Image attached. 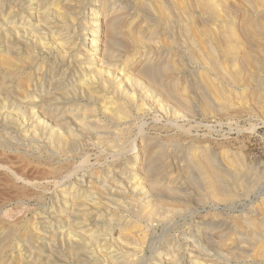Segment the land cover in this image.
<instances>
[{
  "label": "rangeland",
  "instance_id": "1",
  "mask_svg": "<svg viewBox=\"0 0 264 264\" xmlns=\"http://www.w3.org/2000/svg\"><path fill=\"white\" fill-rule=\"evenodd\" d=\"M29 1L23 0L21 4L23 8L21 10H19L20 7L18 6L12 9L20 13L18 18L0 24V54H3L4 48H6V41L9 40L13 43L14 49L19 53L22 52L21 54H24L28 48V51L31 50V46H33L38 59L44 60L45 58V60L54 61L57 59V53L60 48L54 44L57 36L55 34L56 29L54 25L50 24V27L48 26L50 28L48 33L50 35V32H52V34L51 36L48 33L46 35L45 31L41 28L43 23L38 24L36 18L37 8H31ZM41 1L42 3L46 2L44 5L50 2V0ZM220 1L222 2L218 3L219 0H212L210 2L215 7L217 16H220L219 19H216L215 15H212V17L204 12L203 4H201L200 0L83 1L84 5L82 3L81 8L76 10L78 15L77 21L72 23L73 25H70L69 35L71 39L67 45L70 46L71 50L65 53L68 59L66 58L65 66L64 64L59 65V72L67 70L69 66L68 62L71 60V62L75 63H73L74 69L71 68L72 70L68 69L65 71L67 79H72V72H76L79 69L80 71L78 70L77 73L80 72L79 74L82 73L87 77L89 76L88 78H92L95 83L93 84L94 87H99L103 93L101 96L106 98V104H109V106L111 102L115 105L121 104V108L129 113V117L126 118L127 120H123L124 122L121 121L120 124L112 123L108 118H105L101 101L91 102L81 92L74 91L73 85L65 87L64 90L68 92V98L76 102L77 109L74 107L68 111L67 107L61 111L58 110L57 113L53 112V114H49L54 124L51 122L40 123L41 119H39L38 115L40 109L35 106L41 104V96H33V98L36 97L34 100L31 98L23 100V96H20L19 100H21L18 104H10L6 110V114L11 115V118L13 117L12 113L17 115L22 112L27 115L26 117H22V119L18 118L19 121L17 122L18 126L21 124V129L19 130L21 133L27 131L28 135H30L31 131H33L32 126L39 125L41 132L38 134L41 137L40 139L45 143L49 134H61L63 132L67 136L61 127L55 126H57L56 123L70 118L75 130L74 134L79 138L74 137L75 135L70 137L72 141L75 138L76 140L74 139V141L78 144L76 145L75 142L74 147H76H73L75 151L68 153L69 155L65 156L67 159L56 157L51 160L49 151L45 150V152L47 151L45 153L44 149L40 148L39 144H36L32 138H29V141L24 140L23 133L18 135L15 133L17 146L22 148L10 149L6 144L0 145V164L10 168L18 176H24V178L31 182L30 185H27L30 187L28 188L24 185L25 182L23 180L17 182L13 177H10V184H5L9 182L7 179L8 175L0 172V236L4 237L10 228L12 230L16 228V233L18 232V237L16 236V238H19L20 234H22V229L31 224L40 236L36 240V246L40 247L46 254L48 253L47 250H49L48 244H50V240H48V237L50 234L52 232L61 233L64 231L65 225L57 221L54 223L50 214L52 208L64 206V202L62 201L63 194L72 190L75 193L76 186L82 185V182H86L85 184L87 185H93L96 183L95 181H98V178L103 180L104 175L108 178V176L110 177L108 172L114 169L117 173L111 176L119 185H123L127 189H134L138 183V191L142 195H146L150 193V190L151 192L154 190L152 188L154 185L151 186V182L149 183L150 176H148L149 171H147L152 165V168L159 170L160 174H162L156 177L159 182L157 184L158 188L161 187L159 190L165 193L161 197H171V194L168 193V195L165 190L170 187V189H173L176 186L178 189L180 188V197H183V200L184 197H187L188 203L186 201V206H183L185 204L181 205L182 203L177 200H173V202L169 200L170 204H168L162 200V202L154 200L156 197L153 193L147 194L148 200H152L147 205L151 208L154 206L153 209L158 211L160 215L152 221L137 217V219H142L141 222V220L138 221L136 218H133L138 221L140 228L143 230L140 229L141 233L143 232L141 235L143 242L140 243L141 240H136L137 245L136 241L132 242V240L130 242L127 240L123 241L122 239L116 240L115 237L118 234H114L115 237L113 236L110 239L112 244L111 249L109 248L110 251H106L107 248L103 247L104 242L95 246L93 245L95 248L91 244L87 245V247L89 246V255L92 256V259L98 261L99 264H108L111 263L107 260L110 255L114 257L118 256L121 252H125V254L127 252L126 255H129L128 257L132 259L130 261L132 264H171L170 262L174 261L176 256L179 257V255H183L185 258H195L196 255L190 254V252L194 251L192 249L194 245L192 246V244H195L194 241L198 242L209 237L207 239L212 244H220L222 245L221 248L225 246V251L220 249L217 252L218 250H215L214 247L206 248L205 255L210 253L209 258L211 259H204L207 260V263L204 261V264H264V222L261 220H264V55H262V53L264 54V38L260 37L258 39L257 36L254 38L251 36L254 35L252 30L255 32L259 30L251 28L252 22L250 23L251 20L253 22L255 20L262 21L261 19L264 18V0ZM16 3L17 0H10L9 6L6 5V12L8 13ZM139 7L142 8L140 9ZM225 8L228 9L226 10ZM232 8L236 11L232 10ZM250 8H253V10ZM40 9L44 13L41 7L38 8V10ZM31 10L33 11L31 12ZM136 10L140 11L143 16L144 13L148 14L149 21H145ZM186 12L187 14H185ZM159 20L171 23L170 25L174 26L177 34L181 35L182 38L176 41L173 35H163L160 31V26L156 22H159ZM108 23L115 24L120 29L115 28L114 32H112L110 28L112 24ZM92 24L98 25V28L91 29ZM31 25L39 28L42 38L48 44L45 48H41V46L39 48L36 47L39 42L31 35ZM225 26H228L230 29H226ZM221 27L227 31H236L234 32L235 35H241L240 38L236 35L232 40L234 51H228L226 47L224 49V46H228L229 44H226L227 41L221 42V40H218L220 39L219 32ZM6 30H11L10 34L3 35V31ZM110 31L112 32V39L115 40L111 50L109 49V43L106 42L109 37L111 39V36L108 35H111ZM91 32H93L92 35H90ZM208 32L209 34H207ZM245 34L250 37H246ZM92 42H96V45L92 46ZM105 47L107 48L105 49ZM103 54H105L104 57ZM81 64L82 66H80ZM21 68L23 72L21 74L23 75L27 71L31 72V65H23ZM145 69H153L155 71L156 74L154 73L152 80L151 78L147 79L148 77L141 73ZM101 77L108 84L105 88L101 85ZM196 82L197 84H195ZM154 86L155 88H153ZM3 98L5 96L0 95V99ZM1 103L4 102L0 101V105ZM73 119L77 121V124H75L76 122ZM83 131L87 133H83ZM108 137L109 140L107 139ZM175 142L178 144L176 143V145ZM196 153L198 154L194 157L193 155H196ZM187 154L190 155L188 156ZM208 157H211L216 166H218L217 168L221 170V176L225 178L222 177L225 187L228 186L226 187L228 191L231 194H235V196H230L232 199L220 197V194L217 193L219 191L212 188L210 181H208L209 178L206 177L204 170H202L203 168L197 165V161ZM63 161H65L64 163H68L69 166L66 167V170L63 169L62 174H52L49 172L53 168L59 167V164ZM188 162L191 163V166ZM193 164L195 167L192 166ZM185 176L192 178H189L191 179L190 183L184 179ZM145 179L148 180L146 181ZM123 180L125 181L124 183H122ZM244 186H246V189ZM22 187L24 188V192L20 191L23 190ZM26 187L28 189H25ZM215 190L218 195L215 193ZM28 191L31 195H27L30 193L26 194ZM13 194L16 195L14 196ZM38 195L42 196L39 197ZM77 195L79 194L77 193ZM16 196H22L23 198L17 199ZM144 197H140L141 200H144ZM67 204L70 205V200L67 201ZM160 204L165 205L161 206ZM144 207L146 205L141 208L144 210ZM159 207L160 210L158 209ZM141 208L140 210L142 211ZM177 208L180 209L176 210ZM198 217L206 219L213 217L212 219H217L218 224L211 226V228L200 227L196 223ZM235 222L242 223V228H245V231H247L235 234L232 229V223L234 224ZM73 223L77 224L81 222L74 221ZM199 229L205 232L206 236L204 238L198 234ZM248 230L251 231L248 232ZM208 233L209 236L207 235ZM143 234L147 238H143ZM0 239V242H2L0 244V257L5 256L6 263H14L18 255H23L27 261L31 262V251L25 248L23 241L17 242V244L15 242L14 246L10 245L11 249L10 243L6 242V239ZM172 241H175V243ZM59 244L56 250L58 253L57 258L63 259L64 257L60 256L62 254L60 252L62 242L60 241ZM130 244L132 245L130 246ZM173 244L176 247L179 245V248L177 249ZM16 245L19 246L16 247ZM123 245L127 248H124ZM228 245L229 249H231L230 251L228 250ZM175 248L178 251L180 250L181 254ZM5 252L8 254H5ZM99 254H103L104 256L100 257ZM175 264H180V262Z\"/></svg>",
  "mask_w": 264,
  "mask_h": 264
},
{
  "label": "bare ground",
  "instance_id": "2",
  "mask_svg": "<svg viewBox=\"0 0 264 264\" xmlns=\"http://www.w3.org/2000/svg\"><path fill=\"white\" fill-rule=\"evenodd\" d=\"M9 1L10 0H0V24L4 23V22H9L11 20H15L16 18L19 17L20 13H17L15 12L14 9L15 7H20L19 10H21L23 8V5L22 2L23 0H17V3L14 7H11V10H10L8 13L6 12L5 8H6V5L9 6ZM52 1V2H51ZM84 0H63V1H58V0H50L49 4H46L44 5L45 3H42L41 0H30L29 3H31V8H37V15H36V18H37V21H38V24L39 23H43V25L41 26L42 30L45 31L46 35L47 33L49 32L50 30V24H52V26L54 25V28L56 29L55 31V34L57 35L56 36V39L54 40V44L59 46V51L57 53V59L54 60V61H49L48 60H40L37 58V53L35 52V50L33 49V46H31V50L26 51L25 49V53L24 54H21L19 53L18 51H16L14 49V45L13 43H11V41L7 40L6 41V48H4V51H3V54L1 53L0 54V95H3L5 96V98L3 99H0L1 102H4V103H1L0 105V145H3V144H6L8 148L10 149H20L22 147H18L17 146V140L15 138V133L18 135V134H22L23 133V139L24 140H28L29 138L35 140L36 144L38 143L40 148L44 149V152L45 150L49 151L48 153L51 160L56 157H59V159H67V157L65 156H68L69 154L68 153H72V151H75L73 150L75 147V142L73 138V141L70 140L71 136L75 135L74 137H78L75 133V130L72 126V119L70 121V118L69 119H64L63 122L60 121V123H56L57 126L55 127H61L63 129V131L65 132V134L67 136H65L63 134V132L61 134H59L58 131L57 133L58 134H49V137L46 138V141L45 143L40 139V132L41 130L39 129V125L38 126H32L33 128V131H31V136L28 135L27 131L25 132H20L19 130L21 129L20 128V125L18 126V118L19 119H22V117H26L27 115L25 113H22L20 112V114H17V115H14V113H12L13 117L11 118V115H8L6 114V110L7 108H9V105L10 104H18L19 101V98L20 96H23V100H26V99H33L34 98L36 99V97L33 98V96H37V97H40L41 96V104L40 105H37L35 107H38L40 110L38 111V115H39V119H41V122L40 123H48V122H51L54 124V122H52L53 120L51 119V117L49 116V114H53V112L57 113L58 110H62V109H66L68 107V111H70V109L76 108V102L74 100H71L69 99V95H68V92L64 90V88L67 86H71L73 85L74 87V91L76 92H81L82 95L84 97H87L91 102L92 101H101V105L103 106V114L106 116L105 118L108 120H110L112 123H119L122 121L124 122L123 120H125L126 118L129 117V113L124 111L121 107V104H112V102L110 103L108 101V103H110V106L109 104H106L105 101H106V98H104V96H101L103 95V93L101 92V90L99 89V87H94L93 84H95L91 79H89L86 75L84 74H79L80 72L77 73V70L76 72H72V79H67V74L65 71H67L68 69H71L73 68V63L74 62H68L69 66H68V69L65 70L64 72L61 71L59 72V65L61 64H64L65 66V62L66 60L68 59L67 56L65 55L66 52H70V46L67 45L69 44V41L71 39L70 35H69V30H70V25L74 22L77 21V11L79 8H81L82 6V3H83ZM256 1V0H254ZM200 2H202L201 4H203V10L204 12H206L207 14H209L210 16L212 15H215L216 19H219V17L217 16L218 14H216V10H215V7L213 5L210 4V2H212V0H200ZM222 1L219 0L218 3H220ZM240 2V1H238ZM242 2V1H241ZM245 2V1H244ZM250 2V1H249ZM260 2V1H259ZM134 3V2H133ZM180 3V2H179ZM184 3V2H183ZM214 3V1H213ZM216 3V2H215ZM243 3V2H242ZM255 3V2H254ZM254 3H252L254 5ZM263 3V2H262ZM177 4V3H176ZM185 4V3H184ZM222 4V3H221ZM246 4H248V2H246ZM250 4V3H249ZM257 4V3H256ZM84 5V3H83ZM138 5V4H136ZM156 5V4H155ZM251 5V4H250ZM260 5V3H259ZM264 5V4H263ZM12 6V4H11ZM108 6V5H107ZM141 6V5H140ZM146 6V5H145ZM144 6V8H145ZM150 6V5H149ZM174 6V5H173ZM256 6V5H255ZM262 6V5H261ZM42 8V10H44V13L41 12V9L38 10V8ZM93 7V6H92ZM106 7V6H105ZM104 7V8H105ZM185 7V5H184ZM218 7V6H217ZM242 7H244V5H242ZM249 8V6H247ZM251 7V6H250ZM254 7V6H253ZM258 7V6H256ZM83 8V7H82ZM140 8V7H139ZM138 8V9H139ZM142 8V7H141ZM140 8V9H141ZM148 8V6H147ZM150 8V7H149ZM179 8V7H178ZM183 8V7H182ZM186 8V7H185ZM188 8V7H187ZM245 8V7H244ZM107 9V8H105ZM137 9V8H136ZM224 9V8H223ZM226 9V8H225ZM228 9V8H227ZM226 9V10H227ZM251 9V8H250ZM255 9V8H254ZM258 9V8H257ZM169 10V9H168ZM232 10H234L232 8ZM253 10V8L251 9ZM33 10H31L32 12ZM138 11V10H136ZM143 11V10H142ZM146 11V10H145ZM166 11V10H165ZM174 11V10H173ZM184 11V9H183ZM189 11V10H187ZM220 11V10H219ZM231 11V10H230ZM236 11V10H234ZM233 11V12H234ZM243 11V10H242ZM245 11V10H244ZM140 13V11H138ZM162 12V11H161ZM179 12V11H178ZM252 12V11H251ZM256 12V11H255ZM255 12H253V14H255ZM144 13V12H143ZM147 13V12H146ZM229 13V12H228ZM187 14V12L185 13ZM148 15V14H147ZM145 13H144V16L141 15L140 13V16L145 20V21H149L148 20V17ZM154 15V14H153ZM176 15V14H175ZM182 15V14H181ZM183 15H184V12H183ZM227 15V13H226ZM235 15V14H234ZM167 16V15H166ZM192 16V15H191ZM209 16V17H210ZM236 16V15H235ZM163 17V16H162ZM205 17V16H204ZM208 17V18H209ZM213 17V16H212ZM230 17V16H228ZM242 17V16H241ZM139 18V17H138ZM169 18V17H168ZM181 18V17H180ZM252 18V16H251ZM184 19V18H183ZM210 19V18H209ZM249 19V18H248ZM254 19V18H253ZM264 19V18H263ZM263 19H261L262 21H259V20H255L254 22L251 20L250 23L252 22V25H251V28H254L255 30H259L258 32H255L252 30V32H254V35H251L253 36V38L255 36H257V38L259 39L260 37L264 38V22H263ZM49 20V21H48ZM154 20V19H153ZM194 20V19H193ZM206 20V19H205ZM204 20V21H205ZM215 20V19H213ZM233 20V18H232ZM250 20V19H249ZM248 20V21H249ZM161 20H159L160 22ZM177 21V20H176ZM175 21V22H176ZM212 21V19H211ZM220 21V20H219ZM143 22V21H142ZM153 22V21H151ZM158 23V25L160 26V31L163 35H173L175 38H176V41L177 40H180L182 37L181 35L177 34V32L175 31V28L173 25H170L169 22H163L161 21L160 23L158 21H156ZM197 22V21H196ZM207 22V21H206ZM223 22H224V16H223ZM233 22V21H232ZM168 23V24H167ZM193 23V22H191ZM203 23V22H202ZM240 23V22H239ZM97 24V23H96ZM96 24H92V28L91 29H96L98 28V25L96 26ZM110 24V23H108ZM112 24V23H111ZM110 24V25H111ZM147 24V23H146ZM205 24V23H204ZM221 24V23H220ZM41 25V24H40ZM73 25V24H72ZM157 25V24H156ZM197 25V24H196ZM206 25V24H205ZM227 25V24H226ZM249 25V24H248ZM247 25V26H248ZM49 26V27H48ZM207 26V25H206ZM212 26V25H211ZM219 26V25H218ZM245 26V25H244ZM40 27V26H39ZM110 27V26H109ZM142 27V26H141ZM157 27V26H155ZM237 27V26H236ZM246 27V26H245ZM53 28V29H54ZM106 28V27H105ZM111 30L112 32H114V29L115 28H119V27H116L115 24H112L111 25ZM159 28V27H158ZM215 28V27H214ZM225 28L228 30L230 29L228 26H225ZM225 28H222L221 27V30L219 32V38L218 40H221V42H226L229 43L228 46H224V49L225 47L227 48L228 51H234V48H233V43H232V40L233 38L238 35L232 31H227L225 30ZM241 28V27H240ZM243 28V27H242ZM247 28V27H246ZM76 29V28H75ZM90 29V28H89ZM120 29V28H119ZM152 29V28H151ZM156 29V28H155ZM191 29V28H190ZM209 29V28H208ZM207 29V30H208ZM216 29H217V26H216ZM244 29V28H243ZM110 30V29H108ZM117 30V29H116ZM124 30V29H123ZM187 30V29H186ZM242 31V29H240ZM239 30V31H240ZM11 31V30H10ZM10 31L9 30H6V31H3V35H7V34H10ZM39 28L36 26H32L31 25V35L37 39V41L39 42L38 43V46H36L37 48H39L41 46V48H45L48 44L45 43V40L44 38H42L41 36V33L39 32ZM53 31V30H52ZM140 31V30H139ZM185 31V30H184ZM189 31V30H188ZM192 31V30H191ZM217 31V30H215ZM250 31V30H249ZM54 32V31H53ZM112 32L110 31L108 34L109 36H111V39H107L109 43V46H110V50L113 48L114 46V39H112ZM155 32V31H154ZM187 32V31H186ZM243 32V31H242ZM43 33V31H42ZM52 34V32H50ZM131 33V32H130ZM153 33V32H152ZM151 33V34H152ZM190 33V32H189ZM205 33V32H204ZM203 33V34H204ZM217 33V32H215ZM246 33V31H245ZM51 34L48 35L51 36ZM93 32L90 33V35H92ZM129 34V33H128ZM144 34V33H143ZM161 34V35H162ZM191 34V33H190ZM209 34V32L207 33ZM212 34V33H211ZM44 35V34H43ZM89 35V34H88ZM106 36V35H105ZM140 36V35H139ZM239 38L241 35H238ZM243 36V35H242ZM246 37H250V36H247L245 34ZM53 37V36H52ZM55 38V37H54ZM143 38V37H142ZM173 38V37H172ZM218 38V37H217ZM47 39V38H46ZM209 39V37H208ZM238 39V38H237ZM244 39V38H243ZM248 39V38H247ZM252 39V38H251ZM257 39V40H258ZM138 40V39H137ZM142 40V39H141ZM241 40V39H240ZM255 40V39H254ZM264 40V39H263ZM105 41V40H104ZM143 41V40H142ZM145 41V40H144ZM147 41V40H146ZM173 41V40H172ZM183 41V40H182ZM215 41V40H214ZM14 42V41H13ZM220 42V43H221ZM247 42V41H246ZM260 42V41H259ZM73 43V42H72ZM75 43V42H74ZM249 43V42H248ZM258 43V42H256ZM261 43V42H260ZM259 43V44H260ZM91 45H96V42H92ZM248 45V44H247ZM16 46V45H15ZM107 46V45H105ZM235 46V45H234ZM260 46V45H259ZM262 46V45H261ZM17 47V46H16ZM34 47V48H36ZM221 47V46H220ZM52 48V47H51ZM97 48V47H96ZM107 47H105L106 49ZM193 48H195L193 46ZM223 48V47H222ZM250 48V47H249ZM255 48V47H254ZM219 49V48H218ZM256 49V48H255ZM254 49V50H255ZM263 49V48H262ZM38 50V49H37ZM65 50V51H63ZM74 50V49H73ZM236 50V49H235ZM264 50V49H263ZM45 51V50H44ZM108 51V50H107ZM114 51V50H113ZM199 51V50H198ZM197 51V52H198ZM223 51V50H222ZM241 51V50H240ZM247 51H249L247 49ZM73 52V51H72ZM105 52V51H104ZM103 52V53H104ZM48 53V52H47ZM52 53V52H51ZM106 53V52H105ZM201 53H202V50H201ZM260 53V52H259ZM258 53V54H259ZM109 54V53H108ZM181 54V53H180ZM225 54V53H224ZM230 54V53H228ZM105 54H103V57H104ZM115 55V54H114ZM227 55V54H225ZM262 55H264L262 53ZM53 56V55H52ZM73 56V55H72ZM81 56V55H80ZM112 56V55H111ZM76 57V56H75ZM108 57V56H107ZM193 57V56H192ZM198 57V56H197ZM250 57V56H249ZM47 58V56H46ZM67 58V59H66ZM78 58V57H77ZM229 58V57H228ZM112 59V58H111ZM103 60V59H102ZM107 60V58H106ZM186 60V59H185ZM218 60V59H217ZM253 60V59H252ZM210 61H211V58H210ZM219 61V60H218ZM249 61V60H248ZM58 62V64H57ZM223 62V61H222ZM254 62V61H253ZM264 62V61H263ZM175 63V62H174ZM214 63V62H213ZM219 63V62H218ZM75 64V63H74ZM172 64V63H171ZM182 64V63H181ZM245 64V63H244ZM23 65H31V72L30 71H27V73L25 75L21 74V70H22V66ZM58 65V67H57ZM150 65V64H149ZM235 65V64H234ZM242 65V64H241ZM76 66V65H75ZM78 66V65H77ZM82 66V64L80 65ZM145 66V65H144ZM143 66V67H144ZM183 66V65H182ZM187 66V65H186ZM244 66V65H243ZM63 67V66H62ZM141 67V66H140ZM139 67V68H140ZM222 67V66H221ZM236 67V65H235ZM242 67V66H241ZM82 68V67H81ZM179 68V67H178ZM214 68V67H213ZM258 68V67H257ZM262 68V67H261ZM260 68V69H261ZM74 69V68H73ZM76 69V68H75ZM142 69V68H140ZM215 69V68H214ZM72 70V69H71ZM89 70V69H88ZM164 70V68H163ZM80 71V70H79ZM86 71V70H85ZM227 71V70H226ZM46 72H48V74H46ZM82 72V71H81ZM91 72V71H90ZM247 72V71H245ZM23 73V72H22ZM85 73V72H84ZM87 73V72H86ZM143 73L145 76V78L149 79L151 78V80L153 79L154 77V73L155 71L153 69H145L143 70ZM232 73V72H231ZM70 74H71V71H70ZM78 74V75H77ZM156 74V73H155ZM193 74V73H192ZM90 75V74H89ZM95 75V73H94ZM98 75V74H97ZM143 75V76H144ZM91 76V75H90ZM109 77V76H108ZM157 77V76H156ZM155 77V78H156ZM239 77V76H238ZM102 80H101V85L105 88L107 84L106 81H103V77H101ZM191 78V77H190ZM251 78V77H250ZM109 79V78H108ZM236 79V78H235ZM99 80V78H98ZM208 80V79H207ZM156 81V80H155ZM148 82V81H147ZM155 83V82H154ZM207 83V82H206ZM157 84V83H156ZM197 84V82L195 83ZM99 85V84H98ZM96 86V85H95ZM157 86V85H156ZM202 86V85H201ZM165 87V86H164ZM207 87V86H206ZM72 88V87H71ZM103 88V89H104ZM155 88V86L153 87ZM159 88V87H158ZM163 88V87H162ZM218 88V86H217ZM109 89V88H108ZM170 89V88H169ZM216 90V89H215ZM218 90V89H217ZM221 90V89H220ZM160 91V90H159ZM171 91V90H170ZM31 92V93H30ZM161 92V91H160ZM200 92V91H199ZM211 92V91H210ZM3 93V94H1ZM102 93V94H101ZM114 93V92H113ZM162 93V92H161ZM165 93V92H164ZM72 94V93H71ZM213 94V93H212ZM211 94V95H212ZM73 95V94H72ZM80 95V94H79ZM79 95H77L79 97ZM80 95V96H82ZM106 95V94H105ZM109 95V94H108ZM218 95V94H216ZM31 96V97H30ZM74 96V95H73ZM110 96V95H109ZM130 96V95H129ZM204 96V95H203ZM220 96V95H218ZM75 97V96H74ZM106 97V96H105ZM171 97V96H170ZM172 98V97H171ZM210 98V97H209ZM5 99V100H4ZM199 99V98H198ZM205 99V98H204ZM4 100V101H3ZM87 100V99H86ZM108 100V99H107ZM174 101V100H173ZM201 102V101H200ZM210 102V101H208ZM86 103V102H85ZM84 103V104H85ZM174 103V102H173ZM21 104V103H20ZM95 104V103H94ZM201 104V103H200ZM264 104V103H263ZM83 105V104H82ZM202 105V104H201ZM212 105V104H211ZM91 106V105H90ZM97 106V105H96ZM116 106V107H115ZM124 106V105H123ZM127 106V105H126ZM79 107V106H77ZM85 107V106H84ZM100 107V106H99ZM189 107V106H188ZM207 107V106H206ZM51 109V110H50ZM127 109V108H126ZM205 109V108H204ZM84 110V109H83ZM88 110V108H87ZM91 110V109H90ZM99 110V109H98ZM101 110V109H100ZM101 110V111H102ZM86 111V110H84ZM83 111V112H84ZM3 112V113H2ZM9 112V111H8ZM89 112V111H88ZM91 112V111H90ZM65 113V112H64ZM85 113V112H84ZM63 114V113H62ZM69 114H73V113H69ZM82 114V112H81ZM89 114V113H88ZM96 114V113H95ZM66 115V113H65ZM80 115V114H79ZM83 115V114H82ZM15 116V117H14ZM49 116V118H48ZM85 116V115H84ZM73 117V116H72ZM97 117V116H96ZM43 119V120H42ZM127 120V119H126ZM74 121V119H73ZM107 121V120H106ZM59 122V121H58ZM76 122L75 124H77V121H74ZM109 122V121H108ZM86 123V122H85ZM111 124V123H110ZM118 124V125H119ZM122 124V123H121ZM84 125V124H83ZM114 125V124H113ZM78 126V125H77ZM80 126V125H79ZM88 126V125H86ZM54 127V126H53ZM77 128V127H76ZM81 128V127H79ZM85 128V127H84ZM83 128V130H85ZM109 128V127H108ZM126 128V127H125ZM54 129V128H53ZM57 129V128H55ZM91 129V128H90ZM93 129V128H92ZM60 130V128H59ZM77 130V129H76ZM86 131H89V130H86ZM86 131H83V133H87ZM92 131V130H91ZM90 132V131H89ZM88 132V133H89ZM39 133V134H38ZM55 133V132H54ZM82 133V134H83ZM121 133V132H120ZM125 133V132H124ZM42 134V133H41ZM63 134V135H62ZM81 134V135H82ZM91 134V133H89ZM84 135V134H83ZM87 135V134H86ZM44 136V135H43ZM79 138V137H78ZM112 138V137H111ZM109 140V137L107 138ZM106 139V140H107ZM176 139V138H175ZM22 140V139H21ZM76 140V139H75ZM78 140V139H77ZM107 140V141H108ZM180 140V139H179ZM29 141V140H28ZM26 141V142H28ZM104 141V140H103ZM118 141V139H117ZM176 141V140H175ZM170 142V141H169ZM180 142V141H179ZM22 143V142H21ZM112 143V142H111ZM114 143V142H113ZM124 143V142H123ZM129 143V142H128ZM172 143V142H170ZM177 142H175L176 144ZM78 143L76 142V145ZM125 144V143H124ZM122 144V145H124ZM174 144V142H173ZM178 144V143H177ZM176 144V145H177ZM19 145V144H18ZM26 145V144H25ZM24 145V146H25ZM164 145V144H162ZM44 146V147H43ZM170 146V145H169ZM74 147V148H73ZM118 147V145H117ZM166 147V146H165ZM6 148V149H8ZM26 148V147H25ZM24 148V149H25ZM30 148V147H29ZM123 148V146H122ZM167 148V147H166ZM187 148V147H186ZM27 149V148H26ZM38 149V148H37ZM173 149V148H172ZM124 150V149H123ZM126 150V149H125ZM10 151V150H9ZM25 151V150H24ZM28 151V150H27ZM30 151V150H29ZM38 151V150H37ZM40 151V150H39ZM43 151V150H42ZM46 151V152H47ZM160 151V150H159ZM45 152V153H46ZM188 152V151H187ZM42 153V152H41ZM40 153V154H41ZM189 153V152H188ZM182 154V153H181ZM198 153H196V155H193L194 157L197 156ZM47 155V154H46ZM72 155V154H71ZM188 155V154H187ZM190 155V154H189ZM188 155V156H189ZM191 155V156H192ZM20 156V155H19ZM178 156V154H177ZM187 157V156H186ZM212 157V156H211ZM211 157H208L206 159H203V160H199L197 161V165L201 166L204 170V173L206 175V177L209 178L208 181H210L211 183V186L212 188L214 189H217L219 192H217L215 190V193H219L220 194V197H224L226 199L230 198V196L234 195L235 194H231L228 189L225 187L224 183H223V179L221 176V170H219L216 166V163L213 162V159ZM6 158V157H5ZM19 158V157H18ZM28 158V157H27ZM181 158V157H180ZM189 159V157H187ZM191 158V157H190ZM24 159V158H23ZM182 159V158H181ZM186 159V158H185ZM6 160V159H5ZM184 160V159H183ZM50 161V160H48ZM60 161V160H59ZM51 162V161H50ZM65 161L61 162L59 164V167L57 166L55 169L53 168L51 171L52 174H62L63 172V169L66 170V167L69 166L68 163H64ZM190 162V161H189ZM188 162V163H189ZM49 163V162H48ZM58 163V161H57ZM187 163V164H188ZM50 164V163H49ZM191 163H189L190 165ZM56 165V164H55ZM75 165V164H74ZM116 165V164H115ZM182 165V164H181ZM235 165V164H234ZM53 166V165H52ZM119 166V165H118ZM187 166V165H186ZM191 166V165H190ZM188 166V167H190ZM194 166V164L192 165ZM237 166V165H236ZM12 167V166H11ZM54 167V166H53ZM153 166L151 165L149 167V169L147 171H149V175L150 176V179H149V183L151 182V186L154 185V187H152L154 190H152L153 192H151L150 190V193L154 194L156 199L154 200H158L160 202H167L168 204L169 203V200H177L179 201L180 203H182L181 205L183 206H186V201L188 203V200L186 199L187 197H184V200H183V197L181 198V194H180V188L178 189L176 186L173 188V189H170L168 188L167 190V194H171V197H161L163 194V192H161L159 189L161 188H158V181L156 179L157 176H160L162 174H160V171L155 169V168H152ZM185 167V166H184ZM195 167V166H194ZM0 169H3V170H0V172L4 175H8V180L9 182H6L5 184H10V181L11 179H9L10 177H13L15 180H17V182H19L20 180H23V182H25L24 185H30L31 182L29 180H27L26 178H24V176L22 177L21 176H18L16 175L15 173H13L10 168L6 167V166H3L0 164ZM51 169V167H50ZM49 169V170H50ZM116 169V168H115ZM186 169V167H185ZM161 170V169H160ZM188 170V169H187ZM186 170V171H187ZM196 170H198L196 168ZM231 170V169H230ZM111 171V170H110ZM123 171V170H122ZM121 171V172H122ZM11 172V174H10ZM256 172V171H255ZM110 174V177L108 176H105L103 177V180H101V178H98V181H95L96 183L93 184V185H87L85 184L84 182H82L81 184L82 185H78L76 186L75 188V193L72 191L68 192V193H65L62 195V201L64 202V206H61L59 208H52V211H51V217L53 218V221L54 223L57 221L59 222L60 224L63 223V225H65L64 227V231H62L61 233L59 232H52L50 234V236L48 237V240H50V244L49 245V250H47L48 253L47 256L46 254L43 252V250L36 246V240L38 238H40L39 234L37 233V231L34 229V227L31 225V224H28V226L25 228V229H22V234H20V237L19 238H16L17 236V233H16V228L15 229H11L6 233L7 235H5L4 237L0 236V238H4L6 239V242H9V246L10 245H13L17 244V242H20V241H23L24 244H25V248L29 251H31V262L27 261V259L24 258L23 255H18L16 258H15V261L14 263L12 264H99L98 261H96L95 259H92L89 255L90 253V249L89 246L87 247V245H92V247H94L95 245H98L100 243H103L104 242V246L107 250H109V248L111 249V242H110V239H112V237L116 234H118V236H116V240L118 239H122L123 241L124 240H127L130 242V240H132V242H135L136 240H141L140 243H142V233H141V230L142 228H140L139 226V223L138 221L141 220L142 222V219H146V220H149V221H152L153 219H155L156 217H158L160 215V213L158 211H156L154 208V206L151 208L147 205V203L149 204L150 200L148 195L150 194H146V195H142V193H140L138 191V183L135 185L136 187L134 189H127L125 188L123 185H119L115 180H113V177L111 176L112 174H115L117 173V171H115L113 169V171L111 172H108ZM185 173V171H184ZM188 173V172H187ZM108 174V175H109ZM164 174V173H163ZM1 175V174H0ZM147 175V174H145ZM187 175V174H186ZM106 177V178H105ZM12 178V180H13ZM191 178V177H189ZM188 176L184 177L185 180L189 181L188 183L191 182V179H189ZM207 178V179H208ZM224 178V177H223ZM243 178V177H242ZM4 179V178H3ZM6 179V180H7ZM147 179V180H148ZM225 179V178H224ZM230 179V178H229ZM233 179V178H232ZM1 180V179H0ZM7 180V181H8ZM100 180V181H99ZM121 180V179H120ZM146 180V179H145ZM146 180V181H147ZM231 180V179H230ZM3 182H5L4 180H2ZM14 181V180H13ZM83 181V180H82ZM119 181V180H118ZM170 181V180H169ZM2 182V183H3ZM125 181L123 180L122 183H124ZM225 182V181H224ZM90 183V182H89ZM147 183V182H146ZM4 184V183H3ZM4 184V186H5ZM14 184H15V181H14ZM18 184V183H17ZM148 184V183H147ZM12 185V184H11ZM16 185V184H15ZM160 185V184H159ZM150 186V188H151ZM157 186V187H156ZM166 186V185H165ZM174 186V185H173ZM190 186V185H189ZM196 186V185H195ZM9 187V186H8ZM24 187V186H23ZM22 187V188H23ZM28 188H30L29 186H27ZM25 188V189H28V188ZM205 187V186H204ZM246 186H244L245 188ZM21 188V189H22ZM33 188V186H32ZM79 188V189H78ZM137 188V189H136ZM157 188V189H156ZM196 188V187H195ZM198 188V187H197ZM234 188V187H233ZM252 188V187H251ZM6 189V188H5ZM15 189V188H14ZM82 191H81V190ZM194 189V188H193ZM213 189V190H214ZM237 189V188H236ZM246 189V188H245ZM4 190V189H3ZM163 190V189H162ZM212 190V189H211ZM232 190V189H231ZM8 191V190H7ZM20 191H23L24 192V188L23 190H20ZM31 191V190H29ZM26 192L27 193H30V192ZM18 192V191H17ZM155 192V193H154ZM197 192H199L197 190ZM19 193V192H18ZM79 194L76 196V194ZM196 193V192H194ZM205 193V192H204ZM213 193V192H212ZM216 193V194H217ZM20 194V193H19ZM18 194V196H19ZM34 194V193H33ZM32 194V195H33ZM168 194V195H169ZM192 194V193H191ZM201 194V193H200ZM14 195V194H13ZM16 195V194H15ZM14 195V196H15ZM25 195V194H24ZM27 195H31L30 194H27ZM35 195V194H34ZM218 195V194H217ZM7 196V195H6ZM39 196V195H38ZM37 196V198H38ZM42 196V195H41ZM39 196V197H41ZM145 196V197H144ZM197 196V195H196ZM17 197V196H16ZM21 199L23 198L22 196H20ZM20 197H17L20 198ZM28 197V196H27ZM29 197H32V196H29ZM36 197V196H35ZM144 197V200H141V198ZM152 197V196H151ZM1 198V197H0ZM12 198V197H11ZM136 198V200H135ZM194 198V197H193ZM214 198V197H213ZM234 198V197H233ZM139 199V200H138ZM166 199V200H164ZM168 199V200H167ZM200 199V198H199ZM218 199V198H217ZM232 199V198H230ZM26 200V199H25ZM70 200V205L67 204V201ZM162 200V201H161ZM215 200V199H214ZM16 201V200H15ZM18 201V200H17ZM145 201V202H144ZM152 201V200H151ZM206 201V200H205ZM171 202V203H172ZM175 202V201H174ZM214 202V201H213ZM219 202V201H218ZM21 203V202H20ZM144 203V204H143ZM176 203V202H175ZM178 203V202H177ZM179 204V203H178ZM144 207V210L141 208L143 206ZM161 206H164L165 204H160ZM173 205V204H171ZM177 205V204H176ZM175 205V206H176ZM180 205V204H179ZM169 207V205H167ZM166 206V208H167ZM174 206V205H173ZM188 206V205H187ZM1 207V206H0ZM158 207V206H157ZM156 207V208H157ZM189 207V206H188ZM187 207V208H188ZM140 208L142 209V211L140 210ZM165 208V207H164ZM176 208V207H175ZM183 208V207H182ZM160 210V207L158 208ZM157 209V210H158ZM180 208H177L176 210H178ZM164 210V209H163ZM174 210V209H173ZM50 211V210H49ZM167 211V210H165ZM140 212V213H139ZM170 212V210H169ZM172 212V211H171ZM182 212V211H181ZM165 213V212H164ZM163 213V214H164ZM167 213V212H166ZM173 213V212H172ZM171 213V214H172ZM175 213V212H174ZM256 214V213H255ZM258 214V213H257ZM130 215V216H129ZM164 216V215H163ZM168 216V215H167ZM165 216V217H167ZM199 216V215H198ZM258 216V215H257ZM137 217L139 218H142V219H137ZM173 217V216H172ZM170 217V218H172ZM264 217V216H263ZM133 218H136L137 220L133 219ZM213 218V217H212ZM206 219V218H197V224H199V226H203L204 228H211V226H216L218 224V221L217 219ZM216 218V217H215ZM219 218V217H218ZM253 218V217H252ZM161 219H162V216H161ZM165 219V218H164ZM244 220V219H242ZM263 222L264 220L261 219ZM260 220V221H261ZM74 221H78V222H81V223H77V224H74L73 222ZM233 221H236V220H233ZM238 221V220H237ZM259 221V220H258ZM140 222V223H141ZM253 222V221H252ZM262 222V223H263ZM144 223V222H143ZM88 226H87V225ZM142 224V223H141ZM140 224V225H141ZM155 224V223H154ZM153 224V225H154ZM225 224V223H224ZM242 224V223H241ZM241 224L239 222H235L234 224L232 223L233 225V231L236 233H239L241 234L240 232L244 233L247 231H245V228H242ZM260 224V223H259ZM258 224V225H259ZM264 224V223H263ZM152 225V224H151ZM243 225V224H242ZM260 226V225H259ZM14 227V226H13ZM12 227V228H13ZM90 227V228H89ZM257 227V226H256ZM88 228V229H87ZM18 229V228H17ZM141 229V230H140ZM202 229V228H201ZM231 229V230H232ZM255 229V228H254ZM264 229V228H263ZM203 230V229H202ZM202 230H198V234L200 235V237H205V232H203ZM143 231V230H142ZM209 231V230H208ZM251 231V230H250ZM248 230V232H250ZM253 231V230H252ZM146 232V231H145ZM260 233V232H259ZM115 234V235H114ZM247 234V233H246ZM209 236V233L207 234ZM211 235V234H210ZM228 235V234H227ZM234 235V234H233ZM262 235V234H261ZM237 236V235H236ZM18 237V236H17ZM144 234H143V238H144ZM225 237V236H224ZM233 237V236H232ZM239 237V236H238ZM252 237V236H251ZM250 237V238H251ZM16 238V240H15ZM147 238V237H145ZM209 238V237H207ZM207 238L203 239V240H199L198 242H195V244H192V246L194 245V247L192 248L194 251L190 252L191 255H196L195 258L193 257H190V258H185V256L183 255H179L176 256V258L174 259V261L170 262L171 264H175V263H179L180 264H204V261L206 262L207 260H204V259H208L210 256L209 254L208 255H205V249L206 248H209V247H214L215 250H218L217 252L220 251V249H223L225 251V246L223 248L222 245L220 244H212ZM248 238V237H247ZM255 238V237H254ZM263 238V237H262ZM114 239V238H113ZM192 239V238H191ZM202 239V238H200ZM220 239V238H219ZM1 240V239H0ZM144 240V239H143ZM211 240V239H210ZM253 240V239H252ZM62 242V249H61V253L60 256L64 257L63 259H61L60 257L57 258V246L59 244V242ZM214 241V240H213ZM227 241V240H226ZM116 242V241H114ZM118 242V241H117ZM175 243V241H172ZM218 242V241H217ZM232 242H234L232 240ZM239 242V241H238ZM237 242V243H238ZM3 243H4V240H3ZM12 243V244H11ZM22 243V242H21ZM120 243V242H119ZM122 243V242H121ZM125 243V242H124ZM137 243V241H136ZM135 243V244H136ZM253 243V242H252ZM0 244H2V242H0ZM8 244V243H7ZM127 244V243H126ZM169 244V243H168ZM178 244V243H177ZM181 244V243H180ZM260 244V243H259ZM20 245V244H19ZM19 245H16V247H18ZM47 245V246H48ZM94 245V246H93ZM132 244H130L131 246ZM134 245V244H133ZM138 245V243H137ZM140 245V244H139ZM174 245V244H173ZM231 245V243H230ZM239 245V244H238ZM252 245V244H251ZM7 246V245H6ZM46 246V248H47ZM60 246V244H59ZM125 245H123L124 247ZM128 246V245H127ZM141 246V245H140ZM179 246V245H178ZM176 247L174 245V247H176L177 249L179 247ZM232 246V245H231ZM257 246V245H256ZM102 247V246H101ZM163 247V246H162ZM228 247V250L230 251L231 249H229V245L227 246ZM261 247V246H260ZM259 247V248H260ZM264 247V246H263ZM10 248L12 249V247L10 246ZM47 248V249H48ZM95 248V247H94ZM93 248V249H94ZM104 248V249H105ZM114 248V247H113ZM124 248H127V247H124ZM170 248H173V247H170ZM169 248V249H170ZM175 248V249H176ZM186 248V247H185ZM233 248V247H232ZM253 248V247H252ZM251 248V249H252ZM18 249V248H17ZM21 249V248H20ZM19 249V250H20ZM101 249V248H100ZM119 249V248H118ZM122 249V248H121ZM120 249V251H121ZM168 249V250H169ZM176 249V250H177ZM258 249V248H257ZM263 249V248H262ZM97 250V249H95ZM125 250V249H123ZM171 250V249H170ZM222 250V252H223ZM264 250V249H263ZM28 251V252H29ZM94 251V250H93ZM101 251V250H100ZM110 251V250H109ZM115 251V250H114ZM175 251V250H174ZM178 251V250H177ZM183 251V250H182ZM228 251V252H229ZM56 252V253H55ZM117 252V250H116ZM180 254H181V251L179 250L178 251ZM177 252V253H178ZM234 252V251H232ZM246 252V251H244ZM255 252V251H254ZM258 252V251H257ZM262 252V251H261ZM92 253V252H91ZM99 253V252H97ZM162 253V252H160ZM170 253V252H169ZM251 253V252H250ZM5 254H8L7 252H5ZM105 254V252H104ZM114 254V253H113ZM127 254V252H126ZM125 252H121L120 254H118V256H114L112 257L110 254L109 258L107 259L108 261H110L112 264H132L130 261L132 259H130L128 256L129 255H126ZM226 254V253H224ZM233 254V253H232ZM238 254V253H237ZM262 254V253H261ZM100 255V254H99ZM103 255V254H102ZM102 255H100V257H102ZM106 255V254H105ZM158 255V254H157ZM212 255V254H211ZM223 255V253H222ZM227 255V254H226ZM229 255V253H228ZM241 255V254H240ZM256 255V254H255ZM104 256V255H103ZM106 257V256H105ZM175 257V256H174ZM178 257V258H177ZM229 257V256H228ZM104 258V257H103ZM102 258V259H103ZM158 258V257H157ZM261 258V257H260ZM130 259V260H129ZM162 259V258H161ZM211 259V258H209ZM167 260V259H166ZM203 260V261H202ZM161 261V260H160ZM209 261V260H208ZM215 261V260H214ZM218 261V260H217ZM105 262V261H104ZM111 263H108V264H111ZM168 263V262H167ZM207 263V262H206ZM0 264H8L5 262V256H1L0 257ZM215 264V263H214ZM220 264V263H219Z\"/></svg>",
  "mask_w": 264,
  "mask_h": 264
}]
</instances>
